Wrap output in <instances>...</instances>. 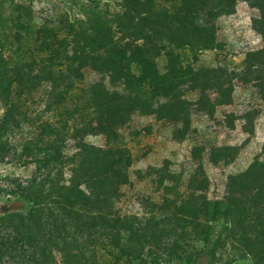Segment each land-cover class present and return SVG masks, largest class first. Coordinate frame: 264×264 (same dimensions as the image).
<instances>
[{"label": "trees", "instance_id": "1", "mask_svg": "<svg viewBox=\"0 0 264 264\" xmlns=\"http://www.w3.org/2000/svg\"><path fill=\"white\" fill-rule=\"evenodd\" d=\"M244 1L257 10L253 26L263 45L246 53L243 75L254 77L264 98V0ZM235 3L236 0H121L113 12L102 10L99 3H88L82 18L66 17L53 25L34 23L21 7L14 8L7 32L0 27V40L5 37V45L0 44V145L3 137L26 122L30 116L26 104L41 86H45V112L52 113L54 119L41 121L35 135L24 143L38 171H46L37 188L18 197L26 204L29 215L35 216L52 198L65 222L72 223L76 232L104 225L109 241L120 240L114 228L121 221L101 211L110 205L112 186L128 181L126 170L131 155L120 140L119 129L135 110L158 113L183 124L184 87L190 91L220 89L219 79L209 75L216 70L194 68L185 62L184 51L217 48L213 21L221 14L232 13ZM159 56L166 60L163 71L156 61ZM85 69L104 75L108 83L98 80L83 86ZM88 135L104 136L105 146L86 143L84 137ZM66 138L74 140L77 149L70 158L71 186L49 179L50 169L65 163L61 143ZM232 184V204L220 207L221 202L213 203L212 223L202 237L203 248L195 255L177 257L181 264H195L201 254L207 256L206 264H212L231 212L232 223L238 224L236 232L232 228V235L247 243L242 257L222 264L264 261V161L254 158L245 171L232 177ZM244 226L252 230L253 242L246 239L244 231L240 232ZM123 229L129 243L118 244L116 256L136 264L143 249L136 239L139 232ZM152 264H158L156 259Z\"/></svg>", "mask_w": 264, "mask_h": 264}, {"label": "rangeland", "instance_id": "2", "mask_svg": "<svg viewBox=\"0 0 264 264\" xmlns=\"http://www.w3.org/2000/svg\"><path fill=\"white\" fill-rule=\"evenodd\" d=\"M88 3H99L102 10L113 12L121 0H0V27L7 32L15 7H21L34 23L53 25L66 17L82 18ZM257 14L246 1L236 0L232 13L221 14L213 21L217 48L184 51L185 62L194 68L216 70L209 75L218 78L221 86L204 91L183 88L185 123L135 110L119 129L120 140L131 155L128 181L112 186L110 205L101 209L121 221L114 228L120 236L116 242L109 241L104 225L76 232L52 198L35 216L29 215L26 204L18 200L37 188L41 174L46 172L38 171L24 148L25 140L35 135L41 121L54 120L52 113L45 112V86H41L26 104L30 112L26 122L3 137L0 145V199L6 205L0 215V264H128L116 256L118 244L129 243L124 239V227L140 235L136 239L143 249L136 264H152L153 259L158 264H181L177 257L186 258L202 249L205 229L212 223L213 203L221 202L220 207L232 204V177L245 171L254 158L264 161V98L254 77L243 75L246 53L263 45L253 26ZM4 38L0 40L2 45ZM156 61L163 71L165 57L159 56ZM83 73V86L98 80L108 83L107 77L90 69ZM84 141L98 147L106 144L102 135H88ZM61 146L65 163L51 168L49 179L71 186L70 158L77 151L76 142L66 138ZM224 146L233 149H219ZM86 187L81 185L84 190ZM43 189H48V184ZM232 228L236 232L238 224L232 223L231 212L212 264L245 254L247 242L237 241ZM241 231L253 242L250 228L244 226ZM206 261L207 256L201 254L195 264Z\"/></svg>", "mask_w": 264, "mask_h": 264}, {"label": "flooded vegetation", "instance_id": "3", "mask_svg": "<svg viewBox=\"0 0 264 264\" xmlns=\"http://www.w3.org/2000/svg\"><path fill=\"white\" fill-rule=\"evenodd\" d=\"M5 211H6V205H5V203H4L3 201H1V199H0V215L3 214V213H5Z\"/></svg>", "mask_w": 264, "mask_h": 264}]
</instances>
